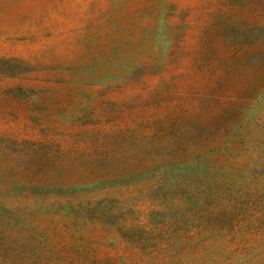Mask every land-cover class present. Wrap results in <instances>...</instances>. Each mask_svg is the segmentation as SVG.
Listing matches in <instances>:
<instances>
[{
	"label": "rangeland",
	"instance_id": "rangeland-1",
	"mask_svg": "<svg viewBox=\"0 0 264 264\" xmlns=\"http://www.w3.org/2000/svg\"><path fill=\"white\" fill-rule=\"evenodd\" d=\"M0 264H264V0H0Z\"/></svg>",
	"mask_w": 264,
	"mask_h": 264
}]
</instances>
